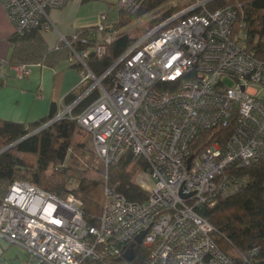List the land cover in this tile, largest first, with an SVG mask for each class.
Segmentation results:
<instances>
[{"label":"built area","instance_id":"obj_1","mask_svg":"<svg viewBox=\"0 0 264 264\" xmlns=\"http://www.w3.org/2000/svg\"><path fill=\"white\" fill-rule=\"evenodd\" d=\"M68 1L0 0L15 32L53 30L49 10ZM207 1L191 0L130 44L108 69L114 72L110 89L84 61L91 50L99 57L109 53L108 42L119 33L109 12L100 14L90 47L75 50L66 35L60 36L58 41L71 48V59L85 66L79 96L100 89L82 113L71 117L91 133L106 168L125 151L147 161V171L137 178L149 196L133 201L106 184L94 225L85 220L78 195L62 198L15 179L0 199V237L27 251L26 264H80L87 257L95 264H133L136 245L148 248L140 264H230L198 208L213 204L214 195L238 190L244 180L229 177L227 169L264 158V59L247 50L244 22L234 30L237 9H211ZM130 4L118 0L115 7ZM12 66L18 78L30 74L31 64L11 65L0 57V78ZM90 77L94 81L88 84ZM227 77L233 84H226ZM79 100L53 119L70 114ZM233 117V132L223 145L212 142L192 152L200 129L226 125ZM143 230L133 258L127 259L126 250Z\"/></svg>","mask_w":264,"mask_h":264},{"label":"trees","instance_id":"obj_2","mask_svg":"<svg viewBox=\"0 0 264 264\" xmlns=\"http://www.w3.org/2000/svg\"><path fill=\"white\" fill-rule=\"evenodd\" d=\"M166 1L169 0H130L128 7L118 9L115 25L123 27ZM206 5L211 9L224 6L236 8L234 30L238 31L244 22L247 50L264 59V0H208ZM178 10L171 8L159 17L145 19L119 32L108 42L109 53L99 57L91 50L84 59L85 66L96 77L102 76L130 44ZM96 26L77 27L76 37L70 33L66 38L75 50L90 47L96 40L91 35ZM8 39L12 47L8 59L11 65L37 63L56 67L71 55V48L65 41L60 40L50 46L38 28L14 31ZM72 65L80 71L85 68L80 61H73ZM113 74L112 71L101 79L106 89L113 86ZM60 76V72L56 73V83ZM84 89L85 86H82L70 91L65 95L64 102L72 103ZM99 94L100 89L95 86L72 107L70 114L50 122L0 152V199L15 179L28 180L62 198L71 193L78 195L82 200L85 220L96 225L102 211L106 184L130 200L142 202L148 198L149 190L137 178L138 173L147 171V161L134 160L131 153L125 151L106 168L96 154L91 133L71 117L82 113ZM59 110L57 100L53 99L48 113L36 121L21 122L0 117V149L53 119ZM234 118L226 125L200 129L191 145L192 152H198L212 142L223 145L233 132ZM226 174L244 181L234 193L214 195L211 199L213 204L206 202L198 210L213 225V238L229 257L230 264H264V158L247 166H233L227 169ZM147 250L143 245H136L133 264H140ZM114 259L110 258L111 261ZM80 264H95V261L87 257Z\"/></svg>","mask_w":264,"mask_h":264},{"label":"crops","instance_id":"obj_3","mask_svg":"<svg viewBox=\"0 0 264 264\" xmlns=\"http://www.w3.org/2000/svg\"><path fill=\"white\" fill-rule=\"evenodd\" d=\"M83 4L82 0H69L64 7L49 10L56 28L42 33L50 46L61 35H68L77 27L97 24L100 21L87 22L82 12ZM116 14L117 11L115 15H109L110 21ZM13 32V23L0 2V57L9 59L12 47L8 38ZM72 63L73 60L69 57L56 67L31 64L30 74L25 78H18L13 66L7 69L5 76L0 78V117L21 122L36 121L48 113L53 99L57 100L60 107L65 104V95L82 87L78 86L81 71ZM58 72L61 76L56 83L55 75ZM7 256L12 264H26L27 251L0 237V264L6 263L3 260Z\"/></svg>","mask_w":264,"mask_h":264},{"label":"rangeland","instance_id":"obj_4","mask_svg":"<svg viewBox=\"0 0 264 264\" xmlns=\"http://www.w3.org/2000/svg\"><path fill=\"white\" fill-rule=\"evenodd\" d=\"M117 1L118 0H88L86 2H83L84 6L82 7V12L85 14V17H86L85 19L87 20V22H96V21L100 20V14L103 11L109 12V15H111V16L115 15V13L117 11L116 16H114V19L112 20L114 22L115 20H117V15H118V9H116V7H115V4ZM190 1L191 0H169V1H166L163 4H161L160 6L147 11L142 16H140V17L132 20L131 22L127 23L125 26L120 27L119 32L126 31V30L134 27L135 25H137L138 23H140L141 21H143L145 19L152 18V17H159L163 13H165L166 11H169V9H171V8L181 9V8L185 7ZM109 6L111 8H109ZM113 25L116 26L115 22L113 23ZM93 81H94V79L92 77H90L88 79V84L93 83ZM225 82H226V84L231 85V84H233V79L230 77H227L225 79ZM67 105H68L67 103L61 105L60 111L66 110ZM143 179L147 183H150V181H151V180L149 181V179H147L146 177L145 178L143 177ZM14 249H17V247H14ZM3 261L6 262L5 264H12V262L8 256Z\"/></svg>","mask_w":264,"mask_h":264},{"label":"water","instance_id":"obj_5","mask_svg":"<svg viewBox=\"0 0 264 264\" xmlns=\"http://www.w3.org/2000/svg\"><path fill=\"white\" fill-rule=\"evenodd\" d=\"M107 74H108V70L105 72L104 75H107ZM104 75H103V76H104ZM97 79H98V81H100V80L102 79V76H101V77H97ZM79 99H81L80 96L77 98V100H79ZM54 120H55V119H51V121L46 122V123L43 124L42 126H40V127L36 128V129L30 131L29 133H27L26 135L22 136L21 138H19L18 140L14 141L13 143H11V144H9V145H7V146L1 148V149H0V152L4 151L5 149H7V148H9V147H11V146H13L14 144H16L17 142L23 140V139L26 138L27 136H29V135H31V134H33V133L39 131L41 128H43L44 126H46L47 124H49L50 122H52V121H54ZM192 157H193V155H191V156L189 157L188 161H190V160L192 159ZM144 233H145V230H143L142 232H140L139 234H137V236L135 237V241H134L133 243H131L130 247L126 250V252H125L124 255H125V257H126L127 259H132V258H133V249H132V248H133V246L135 245L136 242H138V243L141 242Z\"/></svg>","mask_w":264,"mask_h":264}]
</instances>
